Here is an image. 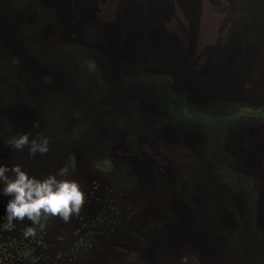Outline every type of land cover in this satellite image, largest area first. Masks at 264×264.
Masks as SVG:
<instances>
[{
	"label": "rangeland",
	"instance_id": "1",
	"mask_svg": "<svg viewBox=\"0 0 264 264\" xmlns=\"http://www.w3.org/2000/svg\"><path fill=\"white\" fill-rule=\"evenodd\" d=\"M33 5L40 29L5 25L57 94L0 98V163L67 165L85 203L67 223L8 224L0 195V264H264V0ZM21 133L49 151L14 149Z\"/></svg>",
	"mask_w": 264,
	"mask_h": 264
},
{
	"label": "clouds",
	"instance_id": "2",
	"mask_svg": "<svg viewBox=\"0 0 264 264\" xmlns=\"http://www.w3.org/2000/svg\"><path fill=\"white\" fill-rule=\"evenodd\" d=\"M7 143L14 149L27 146L29 155L45 154L49 151L47 136L30 138L28 133L11 136ZM67 165L55 173L36 176L20 164L0 163V195L8 197L4 204V216L8 224L25 219L35 225L41 216H58L65 223L80 213L85 203V193L79 182L70 179ZM34 228L27 226L24 236L33 235Z\"/></svg>",
	"mask_w": 264,
	"mask_h": 264
},
{
	"label": "trees",
	"instance_id": "3",
	"mask_svg": "<svg viewBox=\"0 0 264 264\" xmlns=\"http://www.w3.org/2000/svg\"><path fill=\"white\" fill-rule=\"evenodd\" d=\"M35 1L40 2V0H0V98L4 100L13 101L12 98L21 97L20 94L26 96L29 92H41L42 88L48 87H51L52 92L57 94L56 85L54 84L55 73L52 75L48 73V78L43 64L44 61L41 64V60L36 56H33V60L23 58L21 52L19 53L16 49V44H13L11 40H6L4 36V22L9 17L14 20L13 26L16 23L14 17L18 18V16L23 22L30 20L31 25H38L31 21ZM40 28L41 25H38L37 29ZM78 64L87 68L86 70L90 73H93V70L97 67L96 62L93 60L90 63L88 60ZM40 71L45 72V75L41 76ZM62 103L65 108L64 117H69L70 120L80 123L83 116H85L84 103L70 100ZM92 122L95 123V120H92ZM71 130L78 131L75 127Z\"/></svg>",
	"mask_w": 264,
	"mask_h": 264
},
{
	"label": "water",
	"instance_id": "4",
	"mask_svg": "<svg viewBox=\"0 0 264 264\" xmlns=\"http://www.w3.org/2000/svg\"><path fill=\"white\" fill-rule=\"evenodd\" d=\"M5 23V22H4ZM4 36L6 37V40H11L12 43H17V38L16 35L8 28L6 25H4ZM15 35V36H14ZM18 45V44H17Z\"/></svg>",
	"mask_w": 264,
	"mask_h": 264
}]
</instances>
